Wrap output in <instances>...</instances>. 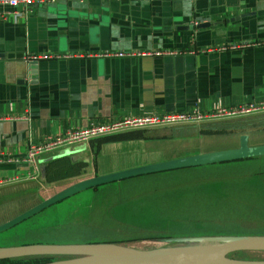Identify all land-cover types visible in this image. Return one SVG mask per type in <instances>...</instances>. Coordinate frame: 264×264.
Listing matches in <instances>:
<instances>
[{
  "label": "crops",
  "instance_id": "obj_1",
  "mask_svg": "<svg viewBox=\"0 0 264 264\" xmlns=\"http://www.w3.org/2000/svg\"><path fill=\"white\" fill-rule=\"evenodd\" d=\"M201 23L210 26L184 28ZM158 50L179 54H150ZM105 51L133 55H98ZM43 54L61 56L30 60ZM34 61L31 70L29 64ZM261 100L264 0H58L27 11L0 4V187L21 182L54 184L55 190L43 201L75 182L112 173L97 171L95 160L104 150L122 152L139 142L138 163L154 162V155L163 150H147V141L170 136L178 125L208 137L229 134L238 140L246 134L249 145H263L264 114H259L241 116L238 120L244 124L238 126L236 121L223 126L206 122L205 128L201 122L166 125L107 135L115 139L99 145L98 138L64 145L37 155L38 174L23 160L31 145L71 129ZM63 163L78 167L73 174L52 180L53 170ZM36 197L37 193L10 215L38 204L40 199L31 202ZM153 199L145 200L148 209L139 215L150 217L146 219L150 229H163L154 223L163 220L164 213L155 215L150 206ZM105 213L109 215L108 210ZM115 222L121 225L110 230L116 237L93 243L120 244L139 231H152L144 224ZM29 230L35 236L41 232ZM35 243L51 244L31 239L21 245Z\"/></svg>",
  "mask_w": 264,
  "mask_h": 264
},
{
  "label": "rangeland",
  "instance_id": "obj_2",
  "mask_svg": "<svg viewBox=\"0 0 264 264\" xmlns=\"http://www.w3.org/2000/svg\"><path fill=\"white\" fill-rule=\"evenodd\" d=\"M259 114L264 112L250 115ZM238 119L242 118L238 116L212 120L215 122L205 121L200 126L205 128L212 123L213 126H223L220 124L227 125ZM206 122H209L208 126ZM174 128L170 136L154 137L147 141V150H163L159 151L161 153L158 156L154 155L152 163L231 149L239 143V139L229 134L208 137L199 133L191 134L179 125ZM135 143L122 152L108 153L109 150H104L95 160L97 171L115 172L152 164L138 163L142 152L140 143ZM13 185L0 187V223L10 216L13 211L10 207L21 206L25 200L33 198L35 193L38 197L31 202L41 200L55 190L52 187L54 184L38 182ZM96 188L98 190L88 188L75 193L0 232V244L2 247L19 246L31 239L46 240L51 244L93 243L113 239L116 236L110 231L111 228L121 226L116 220L135 227L151 224L146 221L149 216L139 215L148 209L145 200L150 198H155L150 205L155 215L162 211L164 213L163 220H153L157 225L161 224L163 229H150L148 226L157 232L150 233L153 235L147 238H136L120 244L151 249L185 244L169 241L176 237L264 235V156L143 174L98 185ZM107 210L109 215L105 213ZM29 229L41 232L35 236L32 232L29 234ZM139 233L141 237L148 235L144 231ZM65 257L47 255L27 260L19 258L0 264H40ZM230 257L259 260L264 259V251L235 253Z\"/></svg>",
  "mask_w": 264,
  "mask_h": 264
},
{
  "label": "water",
  "instance_id": "obj_3",
  "mask_svg": "<svg viewBox=\"0 0 264 264\" xmlns=\"http://www.w3.org/2000/svg\"><path fill=\"white\" fill-rule=\"evenodd\" d=\"M209 26V23H201L195 26L187 25L186 27L185 25L184 28L191 30L193 28L202 29ZM35 63L34 61L29 64L31 70H34ZM25 73L26 70H24L23 74ZM256 156H264V144L251 146L248 143V136L243 134L239 137L238 146L231 149L200 153L92 176L69 185L24 212L1 223L0 232L15 226L19 222L75 193L88 188H95L98 185L143 174L190 168ZM169 241H177L185 244L138 249L111 243H35L0 247V260L56 255L66 257L40 264H264V259H238L229 256V254L237 251H264V235L176 237L169 239Z\"/></svg>",
  "mask_w": 264,
  "mask_h": 264
},
{
  "label": "built area",
  "instance_id": "obj_4",
  "mask_svg": "<svg viewBox=\"0 0 264 264\" xmlns=\"http://www.w3.org/2000/svg\"><path fill=\"white\" fill-rule=\"evenodd\" d=\"M58 0H0V4L8 5L16 9L21 7L23 11H27L33 6H44L57 2ZM142 54V53H140ZM145 54H147L145 52ZM155 55H176L179 54V51L174 50H158L155 51ZM99 56L104 57H124L133 55V53H126L121 51H105L98 54ZM60 57L61 55L54 54H43L30 57V60H37L40 58L47 59L53 57ZM65 57H69L66 55ZM264 112V100L258 102L248 103L246 105L240 106H230V107H217L211 111L201 112V111H192L190 113L183 112H165L162 114H150V115H141L134 117H125L122 119L112 120L104 123H99L96 125L84 126L75 129H71L60 133L59 135L48 137L43 142L31 145L23 158L29 165L34 168L35 174H38L39 167L37 164L36 157L39 154L49 152L55 148L78 143V142H87L89 140L111 135L114 133H119L131 129H145L166 125H177L183 123H199L203 121L219 120V119H229L236 118L238 116H245L250 114H256ZM14 179H9L8 181L13 182Z\"/></svg>",
  "mask_w": 264,
  "mask_h": 264
},
{
  "label": "trees",
  "instance_id": "obj_5",
  "mask_svg": "<svg viewBox=\"0 0 264 264\" xmlns=\"http://www.w3.org/2000/svg\"><path fill=\"white\" fill-rule=\"evenodd\" d=\"M244 121H236L235 122V126H238V124H244L243 123ZM234 126V125H233ZM113 139H115L113 136H105V137H100V138H98V145L100 144V143H102V142H104V141H106V140H113ZM75 167H78V165L76 164V163H68V164H66V163H63V166L59 169V170H57V169H54L53 170V174L55 175H52L51 176V178H52V180H54V179H56L57 177H67V176H69V175H71V174H73L74 173V168ZM51 171V168L49 169V172ZM48 180H50L49 178H48ZM52 196V195H51ZM139 231V230H138ZM138 231H136V233L138 232ZM148 235H144L142 238H147V237H150L149 235H153V234H150V233H155V232H153V231H149V232H146ZM141 233H137L136 234V236H134V237H132V238H130V239H128V240H126V241H122V242H129L130 240H134V239H136V238H141V237H139V236H141L140 235ZM244 253V252H248V251H237V252H235L236 254L237 253ZM235 253H231V254H235ZM231 254H229V256L231 255ZM41 258V257H43V256H33V257H22V258H26V260L28 259V258ZM234 257V256H233ZM17 259H19V258H11V259H3V260H0V263H7V262H13L14 260H17ZM22 264H25V262L24 263H22ZM27 264H32V263H27ZM35 264V263H34Z\"/></svg>",
  "mask_w": 264,
  "mask_h": 264
},
{
  "label": "flooded vegetation",
  "instance_id": "obj_6",
  "mask_svg": "<svg viewBox=\"0 0 264 264\" xmlns=\"http://www.w3.org/2000/svg\"><path fill=\"white\" fill-rule=\"evenodd\" d=\"M41 201H42V199H41ZM40 201V202H41ZM39 203V202H38ZM16 206H18V205H16ZM15 208V206L14 207H10V209L11 210H13ZM17 208V207H16ZM24 212V211H23ZM20 213H22V212H20ZM20 213H18V214H20ZM17 213L16 214H12V215H10L6 220H4L3 222H6L7 220H9V219H11V218H13V217H15L16 215H18ZM3 222H1V223H3ZM0 223V224H1ZM0 247H2V245L0 244Z\"/></svg>",
  "mask_w": 264,
  "mask_h": 264
}]
</instances>
